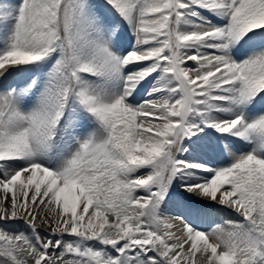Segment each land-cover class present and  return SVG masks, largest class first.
Returning <instances> with one entry per match:
<instances>
[{
	"label": "snow or ice",
	"instance_id": "snow-or-ice-1",
	"mask_svg": "<svg viewBox=\"0 0 264 264\" xmlns=\"http://www.w3.org/2000/svg\"><path fill=\"white\" fill-rule=\"evenodd\" d=\"M0 264H264V0H0Z\"/></svg>",
	"mask_w": 264,
	"mask_h": 264
}]
</instances>
